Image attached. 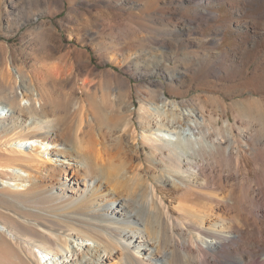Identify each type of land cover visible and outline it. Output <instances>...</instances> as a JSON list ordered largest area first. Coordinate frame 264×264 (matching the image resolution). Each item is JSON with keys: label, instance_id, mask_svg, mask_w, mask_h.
Instances as JSON below:
<instances>
[{"label": "bare ground", "instance_id": "obj_1", "mask_svg": "<svg viewBox=\"0 0 264 264\" xmlns=\"http://www.w3.org/2000/svg\"><path fill=\"white\" fill-rule=\"evenodd\" d=\"M26 90L0 102V264H264L261 98L232 118L159 94L137 126L128 94L86 93L75 125Z\"/></svg>", "mask_w": 264, "mask_h": 264}, {"label": "rangeland", "instance_id": "obj_2", "mask_svg": "<svg viewBox=\"0 0 264 264\" xmlns=\"http://www.w3.org/2000/svg\"><path fill=\"white\" fill-rule=\"evenodd\" d=\"M261 83L264 0L0 3V102L11 90L26 94L31 84L43 94L42 115L61 124L76 125L82 105L93 114L86 93L94 92L128 94L117 109L128 105L137 126V109L159 94L183 108L195 99L210 112L225 107L233 118L237 100L264 103ZM251 128L259 129L256 122Z\"/></svg>", "mask_w": 264, "mask_h": 264}]
</instances>
